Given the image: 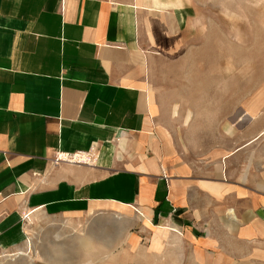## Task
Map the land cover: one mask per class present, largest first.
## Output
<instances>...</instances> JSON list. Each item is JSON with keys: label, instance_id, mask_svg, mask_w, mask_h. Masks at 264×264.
Masks as SVG:
<instances>
[{"label": "crops", "instance_id": "obj_1", "mask_svg": "<svg viewBox=\"0 0 264 264\" xmlns=\"http://www.w3.org/2000/svg\"><path fill=\"white\" fill-rule=\"evenodd\" d=\"M202 4L0 0L2 250L30 211L82 233L75 264H264V99L201 153L155 124L148 69Z\"/></svg>", "mask_w": 264, "mask_h": 264}, {"label": "rangeland", "instance_id": "obj_2", "mask_svg": "<svg viewBox=\"0 0 264 264\" xmlns=\"http://www.w3.org/2000/svg\"><path fill=\"white\" fill-rule=\"evenodd\" d=\"M202 2L201 26H189L191 42L157 57L147 73L156 126L193 153L223 140L222 120L242 103L258 108L264 99V0ZM21 227L22 239L2 250L0 264L76 263L64 246L82 233L30 211Z\"/></svg>", "mask_w": 264, "mask_h": 264}, {"label": "built area", "instance_id": "obj_3", "mask_svg": "<svg viewBox=\"0 0 264 264\" xmlns=\"http://www.w3.org/2000/svg\"><path fill=\"white\" fill-rule=\"evenodd\" d=\"M59 158V156H57L56 158H55V161H57V159ZM2 248L0 247V256L2 255Z\"/></svg>", "mask_w": 264, "mask_h": 264}, {"label": "bare ground", "instance_id": "obj_4", "mask_svg": "<svg viewBox=\"0 0 264 264\" xmlns=\"http://www.w3.org/2000/svg\"><path fill=\"white\" fill-rule=\"evenodd\" d=\"M191 74H192V73H191ZM195 74H196V73H195ZM193 76H194V75H193ZM188 77H189V76H188ZM199 86H200V85H199ZM199 86H198V87H199ZM198 87H197V88H198ZM248 117H250V116H248ZM27 234H28V233H27ZM19 253H21V252H19Z\"/></svg>", "mask_w": 264, "mask_h": 264}]
</instances>
